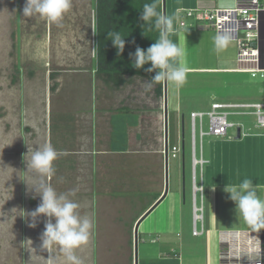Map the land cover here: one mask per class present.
<instances>
[{
	"label": "crops",
	"instance_id": "0c3cea01",
	"mask_svg": "<svg viewBox=\"0 0 264 264\" xmlns=\"http://www.w3.org/2000/svg\"><path fill=\"white\" fill-rule=\"evenodd\" d=\"M73 1L77 8L65 16L76 24L77 35L71 38L74 48L64 54L55 49L54 42L53 46L49 43L48 49L46 47L42 56H38V63H35L36 59L31 60L34 63L30 70L33 83L28 84L35 95L28 98L22 108V126L26 135L24 154L28 146L51 144L58 153L65 150L69 155L70 172L74 175V184L70 188L78 189L73 199L80 205L81 217H86L91 224L88 241L82 247H92L98 240L94 232L103 224L98 215L101 219L102 215L105 219L110 215L114 218L113 208L107 204L100 208L97 198L105 189H118V186L115 188L118 181L127 191L148 189L143 194L145 201L138 205V211L130 213L125 226L134 224L133 230L136 227L142 229L139 237L137 235L139 239L141 235L145 238L140 260L137 255L138 264H248L246 253L253 243L252 229L236 216L235 204L224 188L227 184L238 185L245 178L252 179L264 199V132H244L241 128L240 139H234L235 132L232 137H216L208 142L206 154L204 137L199 139V155L195 156L207 162L199 166V185L196 180L195 185L201 187V192L195 196L191 176V239L182 238L186 195L183 189L179 190L178 180L173 179V184L171 181L168 185L167 165L161 155L163 94L161 108L158 98H153L148 108L150 114L146 115L141 114L140 106L130 105V98L97 96L98 83L101 86L104 81L96 75L95 0ZM177 2L165 0V14L173 20L168 38L187 51L179 62L173 61L172 65L185 67L187 73L245 72L237 70L238 63L237 67L233 66L237 62L235 41H230L227 48L218 53L214 46L216 35L211 29L207 32V28L197 27L186 32L175 27V19L179 20V27L195 25L194 18L185 14L188 9L226 6L215 5L217 0H191L190 6L181 0ZM252 45L258 47L264 56V12L259 37ZM171 85L174 90L178 89L177 84ZM166 86L167 95L168 82ZM158 126H161V135L155 138L152 130ZM183 136L182 124L181 135H177L175 144L183 143ZM65 141L67 146H64ZM27 154L31 155L30 152ZM51 177L47 176L46 181ZM193 197L196 205H202V220L196 224L193 222ZM108 200L115 199L108 197ZM263 232L264 229L258 234L262 243ZM79 258L82 264H95L86 248ZM259 260L264 264V257Z\"/></svg>",
	"mask_w": 264,
	"mask_h": 264
},
{
	"label": "rangeland",
	"instance_id": "374dc122",
	"mask_svg": "<svg viewBox=\"0 0 264 264\" xmlns=\"http://www.w3.org/2000/svg\"><path fill=\"white\" fill-rule=\"evenodd\" d=\"M172 1L178 3V0H169V2ZM181 1L186 6L192 4L191 0ZM217 2L215 5L234 6V0H217ZM25 3L26 0H0V264H68L64 253L58 246L54 245L49 250L41 248V234L44 231L47 217L39 216L36 220V226L31 227L29 226L32 222L31 217L24 215V213L27 214L35 210L41 202L34 190H29L26 182L30 185L38 183L41 177L32 173L31 170L27 171L25 160L29 159L30 155L22 152L26 136L22 126L24 115L22 108L24 109L26 100L35 95L34 90L28 84L33 83L31 80L32 71L30 70L34 63H31V60L36 59L35 63L39 62L38 56H42L43 50L46 47L48 49L50 43L48 40L49 32L53 39H59V32L64 29L65 23L69 19L64 16L60 26H58L39 16L25 17L23 16ZM74 7L77 8V4L72 0L70 10L72 11ZM68 12L65 15L69 14ZM49 24L48 37L41 40L40 37L44 33L42 28L44 26L49 27ZM175 27L179 30H195L198 26L195 24L190 28L179 27V20L175 19ZM208 29L211 28L205 30L210 32ZM211 31L215 35L218 34L213 29ZM67 33L70 34L69 26H67ZM231 42L233 41L231 40ZM185 51L187 50L185 49ZM233 66L237 67V62ZM171 84L173 83L168 81V146L176 143L177 135H181L183 124L184 155L182 158L180 151L175 158L168 156V164L165 169L168 185L170 186L171 181L173 184V179L178 180L179 190L182 191L183 189L186 195V201L183 203L185 230L182 231L181 237L191 239L189 235L191 233L190 185L192 176L190 113L198 110L207 111L212 102L215 101L229 103L264 102V76H261L260 73L252 76L246 72H189L186 81L182 85H178L177 90H174ZM97 87L99 98H130V105L140 106L141 114L145 115L150 114L148 111L150 101L152 103L153 98H156L152 88L147 90V83H142L138 78H132L119 87L106 83L101 86L98 83ZM161 100L158 99V105L162 104ZM227 119L242 124L244 132H264V128L256 126L254 115L229 114ZM202 128L205 131L208 130L207 116L203 119ZM64 130L66 131V129ZM198 130L197 125L196 156L199 155L200 149ZM152 131V135L158 138L161 135V126L156 129L153 128ZM234 132L235 128H229L227 137H232ZM214 138L216 137L205 136L202 139L205 154L208 149V142ZM64 144L67 146V141ZM178 144L180 145L181 142ZM161 155L163 161V153ZM182 160L184 161L183 166ZM70 164L69 155H66L65 150L58 153L57 159L53 162L55 171L48 183L58 193L67 192L74 184V175L70 172ZM199 166L195 167V180L198 185ZM121 184L117 181L115 188L118 186V189L108 191L105 189L98 198L96 195L95 199H99L100 208H104L106 204L111 209L113 208L114 218H111L112 215H110V218L105 219V216L102 215L101 219V216L98 215V219L103 223L101 228L94 232L97 235L95 238L98 240L94 241L92 247L80 246L76 249L78 257L83 254L86 248L95 264H134L135 229L133 230L134 224L125 227L126 220L130 213L138 211V205L145 201L146 196L144 197L143 194L148 189L143 191L130 189L127 191L123 189ZM34 195L35 198H33ZM108 197H114L115 200L110 202ZM140 232L142 233V229L137 230L138 237ZM138 237L137 255L140 260L145 238L144 235H141V239ZM175 239L177 242L178 238L175 237Z\"/></svg>",
	"mask_w": 264,
	"mask_h": 264
},
{
	"label": "clouds",
	"instance_id": "9594fccd",
	"mask_svg": "<svg viewBox=\"0 0 264 264\" xmlns=\"http://www.w3.org/2000/svg\"><path fill=\"white\" fill-rule=\"evenodd\" d=\"M71 6L72 0H26L23 16H39L60 26V22ZM139 19L143 21L141 27L145 35L150 31L158 33L156 42L146 50L137 47L134 53L129 54L133 67L140 69L145 64L150 63L151 66L146 71L156 72L151 80L146 82L147 90H151L153 84L162 81H171L177 85H182L187 78L186 69L183 66L174 67L172 62H179L186 53L184 48L168 38L173 29V20L158 8L157 0H152V3H145L142 6ZM187 30L185 31L187 32ZM124 36L126 35L121 31L112 30L108 32V38L117 48L118 55L123 52L125 47ZM231 39L232 37L228 33H218L214 37L216 51L219 53L225 50ZM261 123L264 124V121ZM164 142L163 129V148ZM168 148L170 146L167 142V151ZM181 149L182 143L180 144V151ZM29 152L31 153L30 158L24 159L27 171L31 170L32 173L41 177L38 183L30 185L26 182L29 190H34L35 195H38L41 201L35 210L27 214L24 213L32 219L29 226L35 227L39 216L47 217L44 231L41 234V248L49 250L54 245L58 246L64 253L68 264H82L81 259L75 254V250L87 243L91 224L86 217H81L78 211L80 205L73 199L77 195L78 189L58 193L46 181L47 176L54 174L53 162L58 156L56 149L51 144L32 148L28 146L27 153ZM224 191L230 194L228 198L235 204L236 216L252 229L250 236L253 243L246 255L248 264H258V260L264 257V243L261 242L258 235L264 229V199L259 194L261 189L252 179L245 178L238 185L227 184Z\"/></svg>",
	"mask_w": 264,
	"mask_h": 264
},
{
	"label": "built area",
	"instance_id": "2783aa9c",
	"mask_svg": "<svg viewBox=\"0 0 264 264\" xmlns=\"http://www.w3.org/2000/svg\"><path fill=\"white\" fill-rule=\"evenodd\" d=\"M264 12V0H236L232 7L215 8H193L188 9L185 14L193 17L199 28H211L217 33H228L237 44V70L249 72L252 76L264 72V56L260 49L252 43L259 37V27ZM247 63V66H246ZM235 110H229V109ZM254 115L256 126L264 128V102H214L207 111H192L190 113V143L192 154V182L193 196L201 192V187L195 185V167L202 166L207 162L204 158H196L195 143L197 136L200 140L205 136L224 137L227 136L229 128H235L242 124L234 123L227 119L228 115ZM208 118V130H203V119ZM180 152V145L174 144L168 148L167 155L177 157ZM164 154V148L162 150ZM202 220V205L195 204L193 197V222ZM195 232V230H194ZM258 264H263L258 260Z\"/></svg>",
	"mask_w": 264,
	"mask_h": 264
},
{
	"label": "trees",
	"instance_id": "16d2710c",
	"mask_svg": "<svg viewBox=\"0 0 264 264\" xmlns=\"http://www.w3.org/2000/svg\"><path fill=\"white\" fill-rule=\"evenodd\" d=\"M145 3H152V0H95L96 75L106 84L119 87L132 78H138L142 83H146L156 74L146 71L151 66L150 63L140 69L133 67L129 56L137 47L146 50L158 38L156 31L147 32L145 35L141 27L143 21L139 17ZM157 4L162 11V0H157ZM112 30L121 31L126 35L125 47L120 55L117 54V48L112 40L108 38V32ZM152 90L154 96L160 100L163 94V81L153 84Z\"/></svg>",
	"mask_w": 264,
	"mask_h": 264
},
{
	"label": "flooded vegetation",
	"instance_id": "af4514ba",
	"mask_svg": "<svg viewBox=\"0 0 264 264\" xmlns=\"http://www.w3.org/2000/svg\"><path fill=\"white\" fill-rule=\"evenodd\" d=\"M68 22H67L68 25H67V23H65L66 26L64 27V29L59 32L60 36H59V39L55 40L56 42L54 41L50 32H49V39H48L50 41V44L53 45V42H54V46H55V49L57 51H62V53H64V54H67L69 49L74 48V42H72L71 38H73V37H75V35H77V34H75L76 33V31H75L76 24L71 23V21H68ZM67 26L70 27V34L67 33ZM42 29L44 30V33L42 32L43 33L42 37H40L41 40H43L45 37H48L47 32H48V30H50V24H49V27L44 26ZM22 152H23V148H22Z\"/></svg>",
	"mask_w": 264,
	"mask_h": 264
},
{
	"label": "water",
	"instance_id": "95a60500",
	"mask_svg": "<svg viewBox=\"0 0 264 264\" xmlns=\"http://www.w3.org/2000/svg\"><path fill=\"white\" fill-rule=\"evenodd\" d=\"M162 12L165 13V0H162ZM167 86L166 82L163 81V98H164V163L167 165ZM241 126L237 125L235 127V135L234 139H240L241 138ZM182 156L184 155V146L182 143V149H181ZM166 174V172H165ZM167 176V174H166ZM134 264H138L137 262V227L134 230Z\"/></svg>",
	"mask_w": 264,
	"mask_h": 264
}]
</instances>
